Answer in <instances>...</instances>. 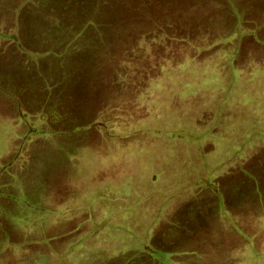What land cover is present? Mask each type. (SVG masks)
<instances>
[{"label":"rangeland","instance_id":"rangeland-1","mask_svg":"<svg viewBox=\"0 0 264 264\" xmlns=\"http://www.w3.org/2000/svg\"><path fill=\"white\" fill-rule=\"evenodd\" d=\"M173 49L197 63L156 75ZM263 61L264 0H0V264H167L192 228H223L216 214L240 238L210 233L204 263L184 256L264 264V227L250 239L233 224L213 173L204 196L180 197L194 189L182 168L264 140L245 125L264 118ZM173 175L179 199L150 219Z\"/></svg>","mask_w":264,"mask_h":264},{"label":"crops","instance_id":"crops-1","mask_svg":"<svg viewBox=\"0 0 264 264\" xmlns=\"http://www.w3.org/2000/svg\"><path fill=\"white\" fill-rule=\"evenodd\" d=\"M231 114L233 118H237V114H235L234 112ZM233 121H235V123L237 122L236 119L235 120L233 119ZM255 121L259 122L260 120L257 119ZM235 123L233 122L231 126L232 127L235 126ZM240 123L244 124L243 122ZM245 125H247L248 128H254V129L259 128L260 131L264 132V118L257 125L256 124L250 125L248 122H246ZM248 141H249L248 138L246 139L242 137H237V138H233L232 140L229 139V141H227L226 143L223 142L224 144L223 146H221L222 151L219 152L218 156L215 155L214 157L216 158L221 156L223 150L227 149V145H228L229 147L228 162L225 163L220 162L219 166L214 168V170H208V171L204 170L203 171L204 173L201 174L202 168H199L197 166L198 162L195 165L187 166L185 169L182 168L183 171L182 173L188 175L185 176V178L183 179L184 182L182 183H187L189 186L193 184L194 189H191L192 193H188L189 191L182 190L183 194H181L180 197L183 195L184 196L187 195L188 198H190V195H192V197L196 198L198 196L199 191L201 192L200 196L201 195L204 196L206 193H208V190L201 187L204 184L200 185V183H198L197 180H200L202 177L204 178V176L207 177V172L213 173L214 178L211 179V182L215 185L219 183L216 189H220L223 198L225 200V205L227 206L228 193L232 194V196L235 197V201L230 204V212L228 213L233 224L237 226L239 229H241L244 233L246 232L245 234L247 235V237L253 239L254 234H252V232H259L258 228L260 226L264 227V140L262 141L258 140V142L255 143L254 146L248 144L247 143ZM218 167H224V169H220L219 171L217 169ZM215 170L216 172H214ZM245 175L247 176V178ZM176 177H177L176 175L171 176L172 181L167 182L166 185H162V186L157 185V188L159 189L158 199H156L157 201L152 204V207H150L151 209V214L149 216L150 219L151 218L154 219L159 214L163 217L164 212L166 210H168L169 213H171L172 203L177 199H179L177 193L179 184H175ZM226 180L231 181L230 183L231 188L225 187L223 185L224 181ZM225 188L226 190L229 191H226ZM181 189H183V187H181L180 190ZM191 200L193 199H190V201L187 203L188 205H190ZM201 212H203V210H200V214ZM214 212H216L215 209ZM138 216H140V214ZM216 216L219 218L220 221L219 225H222L223 227L221 230H216L213 228V230L207 231L205 229L206 227L202 226L201 228H198L199 230L197 231L196 229H194L195 228L194 227L190 230L191 232L190 240L189 238H187L189 242V244L187 242V245L190 246L188 248V252L191 254H197L198 255L197 258H201L200 263L205 262L204 257H202V254L205 255L206 253L204 251L198 253L199 251L196 249L195 246L197 244V239L210 238L211 236L210 233H215V236L216 234H219L221 239L226 240V243L221 244L223 248V247H228L227 240L230 241L231 239L240 238L235 233L233 234L231 227L228 226L227 222L224 219H222L220 215L216 214ZM128 221H130L132 225H134V227H138L137 225L143 223L142 219L141 221L134 219H129ZM178 224H180V222H178ZM151 227L155 228V225H152ZM154 228L150 232L151 235L149 236V240L152 239L151 237H152V232H154ZM157 232H159V230ZM247 232L251 234L249 235L247 234ZM247 243L248 242H245V247H248ZM235 246L237 247V244ZM195 250H197L198 252H194ZM176 253L177 252L175 250L170 251L169 256L173 255L176 258L172 259L171 262L168 261H164V262H168L167 264H173V262L178 261L182 264H186V263L192 264L193 260L191 258H187V256H192L191 254L185 251L183 253L178 252L179 254L176 256ZM186 254L188 255L184 256Z\"/></svg>","mask_w":264,"mask_h":264},{"label":"trees","instance_id":"trees-1","mask_svg":"<svg viewBox=\"0 0 264 264\" xmlns=\"http://www.w3.org/2000/svg\"><path fill=\"white\" fill-rule=\"evenodd\" d=\"M47 1V3L49 2V0H46ZM170 41H173V40H170ZM194 48H198L199 50L201 49V47L199 48V46H197V47H194ZM174 50L175 49H173L172 50V52H171V54L173 55V53L175 54L176 52H174ZM142 53L143 52H139V54L140 55H142ZM189 54V55H188ZM137 55V54H136ZM187 58H190V53H188V52H186L184 49H183V51H179L178 52V54H175V55H173L172 56V60H170V59H164V58H162L161 57V61H160V64L157 66V67H159L158 69L156 68L155 70H154V73H156V75H158V74H160L163 70H164V72L165 71H167V70H169L168 68H170V67H172V69L173 68H175V67H177V66H179L181 63H182V61L183 60H186ZM173 59H176V60H173ZM170 60V61H169ZM188 60H193L194 62H196L195 61V58L194 57H191L190 59H188ZM197 63V62H196ZM165 64V65H164ZM155 68V67H154ZM141 71L142 72H144L143 71V67H142V69H141ZM181 72H179V74H178V77H176L177 79H176V82L173 84V86L172 87H170V91L173 89V92L175 91V89H176V91L177 92H175L174 94H173V96L175 95V96H179V94L181 95L182 93H180L181 92V90H183V88H185L186 86H183V78L182 77H185L184 75H181L180 74ZM148 75V74H147ZM155 75V76H156ZM146 76V75H145ZM116 79V78H115ZM143 79V78H142ZM186 80V79H185ZM185 80H184V82H185ZM151 81V80H150ZM156 84V83H155ZM197 87H199L198 85H197ZM175 88V89H174ZM178 88H181V89H179V90H177ZM109 113V112H108ZM113 117V116H112ZM95 125H98V122L96 121V122H93ZM110 123V125L111 124H113V123H115V121H112V120H110L109 122H108V124Z\"/></svg>","mask_w":264,"mask_h":264}]
</instances>
